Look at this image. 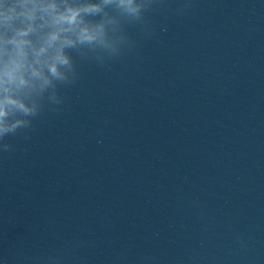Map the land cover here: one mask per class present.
<instances>
[{
    "label": "clouds",
    "instance_id": "9594fccd",
    "mask_svg": "<svg viewBox=\"0 0 264 264\" xmlns=\"http://www.w3.org/2000/svg\"><path fill=\"white\" fill-rule=\"evenodd\" d=\"M166 6L167 0H0V158L15 151L9 138L30 140L44 115L62 111V89L77 84L81 63L107 69L134 51L128 27L151 38V14ZM192 6L193 0H177L175 14ZM30 264H66V258L50 253Z\"/></svg>",
    "mask_w": 264,
    "mask_h": 264
}]
</instances>
